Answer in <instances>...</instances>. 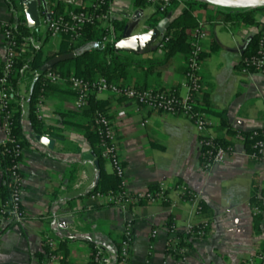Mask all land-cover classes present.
Here are the masks:
<instances>
[{
  "label": "crops",
  "instance_id": "0c3cea01",
  "mask_svg": "<svg viewBox=\"0 0 264 264\" xmlns=\"http://www.w3.org/2000/svg\"><path fill=\"white\" fill-rule=\"evenodd\" d=\"M13 1L14 8L7 0H0V22H23L19 1ZM87 3L88 0H79L72 7L84 8ZM47 4L49 9L41 13V23L36 28L39 37L27 33L22 52L32 53L30 46L45 53L59 51L63 37L50 36L47 21L69 10L67 7L58 14L52 0H47ZM111 10L116 20L127 21L125 36L144 33L149 28L147 20L156 11L144 4L135 6L134 0H111ZM147 12L143 28L134 32L137 27L132 25L137 26ZM179 13L180 8L176 7L152 30L159 36L166 34L168 23ZM220 27L227 31L233 44L217 38L216 29ZM258 31L257 26L208 24L201 71L204 89L199 103L214 122L210 134L233 142L237 149L234 156L210 170L201 164L199 134L190 120L148 110L116 95H96L97 100L106 102L107 114L115 127L126 168L127 191L135 194L156 189L160 184H183L201 194L204 207L202 213H197L193 204L174 191L167 203L143 202L136 206L131 264H164L170 241L168 225L175 224L183 230L207 220L211 222L209 235L191 244L186 260L169 259V264H262L264 220L257 233L251 204L264 205V160L251 158L243 142L232 134L264 129V74L245 76L239 70L243 50ZM3 40L0 30V66L6 55ZM153 51L154 44L142 52H131L127 57L136 64L126 81L118 80L119 83L176 90L185 96L187 56L179 53L165 61L162 52L155 56ZM17 74L21 78L13 102L21 107L29 144L19 172L23 177V209L30 219L1 233L0 264H49L46 236L53 239L59 254V259L51 264H90L92 245L102 247L111 264H115L116 243L123 237L125 223L132 214L103 207L90 199L100 169L84 158L93 154L98 160L100 152V147L93 146L88 138L93 130L92 125L89 128L90 119L74 110L76 96L65 80L52 85L38 101L36 113L43 134L36 133L30 113L37 75L27 72L26 67ZM38 135L55 139L54 148L39 144ZM4 141L6 134L0 118V144ZM107 163L104 170L111 174L112 167Z\"/></svg>",
  "mask_w": 264,
  "mask_h": 264
},
{
  "label": "built area",
  "instance_id": "2783aa9c",
  "mask_svg": "<svg viewBox=\"0 0 264 264\" xmlns=\"http://www.w3.org/2000/svg\"><path fill=\"white\" fill-rule=\"evenodd\" d=\"M60 1L67 6H75L79 0ZM174 1L178 3V8H186V0H144L146 6L159 10L161 13L170 11ZM85 8L86 10H69L65 15H59L47 21L49 35L52 37L68 36L73 43H77L83 36L85 26L101 23L106 30V35L102 42L104 44H115L113 23L116 20V16L111 10V0H88ZM132 19H135V16ZM18 25L23 26L25 23L22 22ZM16 26L11 23L0 22V30L3 34V44L6 51L0 68V118L2 128L6 134V141L0 145H6L9 142L15 144L10 133L12 96L8 92V86L17 62L18 52L21 50L15 34ZM147 34H150V36L144 38L143 36ZM137 36L139 38L128 46L132 53L142 52L152 44H157V48L162 50L165 42L169 40V37H166L165 34L156 36L150 28H147L144 33ZM128 37L130 36L126 35L123 39ZM207 38L208 24L204 21H199L192 32L189 42L190 52L187 57L186 67L187 93L185 96L180 95L176 90H141L132 86H124L120 83L109 81L105 77L89 82L75 75L65 79L59 73L49 71L44 74V79L48 84L52 85L59 84L65 80L69 82L71 89L77 94L74 105L76 112H82L89 106L91 95L112 94L134 101L148 110L190 120L199 134L201 164L205 170H210L215 165L222 164L229 157L234 156L237 149L235 144L225 145L210 134V130L214 127V122L199 103V97L204 89L201 71L204 61L203 54L205 53L203 44ZM239 68L240 72L245 76H250L256 72L264 74V37L261 39L260 46L254 56L244 57L243 54L241 55ZM37 76H39L38 73ZM94 126L99 137L101 156L111 165L113 173L119 178L121 192L117 195L110 192H94L91 193L90 199L95 204H101L103 207H115L125 212H131L132 218L125 223L123 230L119 262V264H131L135 226L133 209L143 202L149 204L167 203L170 200L171 191H174L183 200L193 204L197 213H202L204 208L201 203V194L183 184H176L173 187L160 184L155 190L131 194L127 191L126 168L112 120L108 115L97 111L94 118ZM251 133L252 138L257 137V140L253 146V153L248 155L254 160H264V129L255 130ZM236 138L243 142L241 132L236 135ZM24 151L20 145L16 144L14 146L16 157L23 156ZM21 161L16 162L10 173L12 186L10 187L9 197L5 201L0 202V236L7 227L21 224L30 219L23 209V177L19 172ZM2 184H4V180L2 160L0 158V187ZM251 208L254 216L262 215L264 217V205L260 206V204L254 203L251 204ZM210 229L211 222L209 220L201 224H191L183 230H179L175 224H169L170 241L164 264H169V259L186 260L191 252V244L205 239L209 235ZM156 234L157 231H154L153 236H156ZM45 239L46 246L50 249L47 253V261L51 264L59 259V254L54 253L57 247L53 239L49 236H46ZM93 263L111 264L110 258L100 246L95 248ZM243 264L249 263L244 262Z\"/></svg>",
  "mask_w": 264,
  "mask_h": 264
},
{
  "label": "trees",
  "instance_id": "16d2710c",
  "mask_svg": "<svg viewBox=\"0 0 264 264\" xmlns=\"http://www.w3.org/2000/svg\"><path fill=\"white\" fill-rule=\"evenodd\" d=\"M7 1L12 8L15 7V3L13 0ZM52 1L54 4L53 6L55 7L58 14H63L64 10L67 7L68 10L75 9L72 6H67L60 0ZM134 4L135 6L141 4L145 5V2L144 0H134ZM176 7H178V3L174 1L173 7L170 11L161 13L159 10H156L155 13L147 20V26L150 29H155L159 25V23L164 18H166ZM76 10H86V8L84 7ZM21 21L25 23L24 17ZM199 21H204L207 24L224 22L232 23L239 27H259V31L254 36H252V38L248 41L246 47L244 48V57L254 56L260 46L261 39L264 37V7L252 10H230L212 6L199 0H186V8L180 9V13L173 19H171L167 25V32L165 36L169 37V40L165 42L164 48L162 50L156 48V51L159 50L164 54L165 61L179 53L185 54L188 57V54L190 52L189 42L191 39V35L193 30L197 27ZM113 25L115 44H104L102 42L104 36L106 35V30L101 23H97L95 25L85 26L83 30V36L77 43H73L68 36H62L63 41L59 51H49L45 53L42 49L38 50L30 46L28 47V49L32 48V53H30V50H28L27 52H22V50H20L18 52L17 62L8 86V92L12 96V104L10 107L12 110V117L10 119V133L15 141V144L9 142L6 145H0V158L2 160V175L4 180V184H2V186L0 187V202L5 201L9 197L10 187L12 186L10 182V173L16 162L23 159V156H15L14 146L16 144L20 145V147L24 150L29 147L28 141L24 135L21 107L13 102L14 97L17 96V90L21 78V75L17 73L26 67L27 72H32L37 75L40 68L48 60L60 54L75 52L77 53V56L74 59L59 63L49 71L59 73L65 79H68L71 75H75L89 82H94L100 77H105L109 81L117 83H119L118 80L126 81L130 69L133 68L136 63L130 57H127L129 54H131V52L119 51L117 50L116 46L117 43L122 41L125 36L124 32L127 26V21L115 20ZM29 32L34 38L39 37L38 31L36 29L28 28L26 24L23 26L17 25L15 28V34L21 49L22 47H24V43H26L25 38L27 37V33ZM87 43H98V47L90 50L85 54L80 53L79 49ZM205 54L206 53L203 54V58L205 57ZM122 85L127 86L125 83H122ZM51 86L52 84H48L44 79V74H39V76H37V78L35 79L34 90L31 99L32 110L30 113V121L34 131L38 134H43V128L36 113V106L40 98L44 96L46 90L51 89ZM135 88L141 90L149 89L143 87ZM74 94L77 98V94L75 92ZM121 98L126 99L125 97ZM97 111L108 115L106 110V102L97 100L96 94H93L91 95L89 106L82 112H79L90 119L91 124H89V128L92 125L93 130L89 131L88 138L93 146H99V137L94 126V118ZM232 134L233 136L237 135L236 133ZM242 136L243 144L246 148L247 153H253V146L255 141L257 140V137L252 138L251 132L242 133ZM218 141L225 145L233 144V142H226L224 140L218 139ZM97 158L100 162L98 184L92 193L110 192L116 195L119 194L121 192L120 180L114 173L109 174L104 170V164L107 161L102 158L101 149L98 153ZM151 190L155 189L153 188ZM256 200L257 199H254V201ZM263 220L264 217L262 215L256 216L254 219V227L257 233L261 231V223L263 222ZM122 239L123 237L119 242L116 243L115 264H119L120 262V247ZM96 247V245H92L90 264H94L93 258L95 255ZM49 251L50 249L47 247V253ZM54 253H58V250H56ZM261 258V263L264 264V251ZM64 261L65 260H62V262Z\"/></svg>",
  "mask_w": 264,
  "mask_h": 264
},
{
  "label": "water",
  "instance_id": "95a60500",
  "mask_svg": "<svg viewBox=\"0 0 264 264\" xmlns=\"http://www.w3.org/2000/svg\"><path fill=\"white\" fill-rule=\"evenodd\" d=\"M19 5L21 6L24 17L27 22V27L30 29H36L40 26L41 23V13L48 11L49 7L47 4V0H18ZM203 1L209 5L217 6L223 9L230 10H252L264 7V0H199ZM156 36H159V32H154ZM150 34L144 35L143 37H149ZM155 36V37H156ZM139 37L137 35L130 36L127 39H123L119 44H117V50L132 52L128 48V46L136 41ZM98 47V43H87L83 45L79 51L82 54L89 52L90 50ZM77 56V53H67L60 54L55 56L54 58L48 60L38 71L39 74H45L47 71L51 70L53 67L58 65L59 63L66 62L74 59ZM37 142L42 146L53 149L55 146V139L50 136H36ZM86 160L92 162L97 169L100 168L99 160L94 158V155H85Z\"/></svg>",
  "mask_w": 264,
  "mask_h": 264
},
{
  "label": "rangeland",
  "instance_id": "374dc122",
  "mask_svg": "<svg viewBox=\"0 0 264 264\" xmlns=\"http://www.w3.org/2000/svg\"><path fill=\"white\" fill-rule=\"evenodd\" d=\"M148 15L149 14L147 12L146 13V16L142 20H140V22H139V24H137V26L132 25L133 27H137L134 30V32H138V31H140L143 28L142 25H144L145 18H147ZM216 36H217L218 39H221L222 41H226V42H229L230 41L232 43L231 37L229 36V34L227 33V31L225 29H221V27L216 29ZM154 46H156V48H157V44H154ZM160 52L161 51L157 50V51H153L152 54L155 55V56H159L161 54ZM133 56H135V55L133 54ZM107 166L109 167V164L108 163H107Z\"/></svg>",
  "mask_w": 264,
  "mask_h": 264
}]
</instances>
